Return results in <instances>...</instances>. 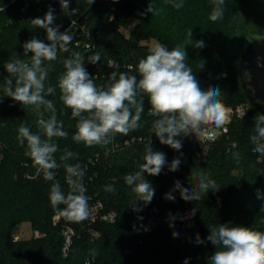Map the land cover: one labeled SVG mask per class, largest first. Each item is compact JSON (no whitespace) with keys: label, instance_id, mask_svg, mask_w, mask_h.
<instances>
[{"label":"trees","instance_id":"1","mask_svg":"<svg viewBox=\"0 0 264 264\" xmlns=\"http://www.w3.org/2000/svg\"><path fill=\"white\" fill-rule=\"evenodd\" d=\"M9 2L0 0V6ZM149 2L159 10L158 14L145 11ZM173 2L178 0H94L91 5L89 0H71L70 8L77 10L85 25V30H80L78 37L81 41L76 45L73 39L66 49L60 50L56 61L48 62L51 68L46 86H53L56 91L47 99L53 101L57 119L63 121L69 132L67 139L55 138L60 146L56 158L61 165L56 170V180L67 192L64 162L59 159L65 149L77 154L69 163H80L83 167L99 157L98 163L87 170L93 179L86 186V194L105 203L108 211L117 213L114 223L101 222L89 233L78 222L64 217L57 222L54 220L59 212L49 201L53 181L46 180L37 171L17 138L22 124L33 132L37 131L35 121L39 113L32 106H21L8 97L0 101V264H183L185 260L187 264H208V257L216 251V246L206 238L209 229L214 228L213 221L221 215L226 223L231 222L230 226L259 228L264 218V199L259 198L245 207L242 204L251 184L263 183L264 187V157L253 152L254 146L249 139L253 134V118L258 113L251 107L245 117L234 119L229 124L227 136L219 137L213 143L194 140L190 134L177 137L182 140V155L160 144L152 133V123L157 117L149 115L147 96L143 97L140 128L126 136L117 134L113 143L120 145L118 149L112 150L113 143L88 147L72 140L76 119L60 100L57 83L64 71L62 61L76 53L85 58V67L96 84L106 86L113 72H126L137 75L139 79L136 65L150 50L141 40L154 38L171 50L177 45L188 44V31L192 29L193 42L202 40L204 47L187 46L186 63L192 68L200 86L205 90L210 86L219 87L225 108L247 102L232 64L247 35L264 34V26H258L254 21L264 19V13L260 14L264 12V0H225L224 16L216 22L209 19L212 0H183L184 6L179 10L172 7ZM49 8L55 12V25L62 29L67 14L58 5L47 1L17 0L0 12L3 34L0 97L4 96L2 85L7 76L4 65L13 59L29 61L23 54V44L33 37L47 42L46 32L33 28L31 20L42 18ZM130 21H134L135 26L126 37L120 28ZM87 43L91 45L89 53L86 51ZM96 54H99V62L88 63L86 58ZM110 60L114 62L113 66H108ZM128 66L133 69L128 71ZM49 115L51 113L44 111L45 118ZM139 136L153 139V149L165 153L168 163L179 157L181 164L175 172H170L166 164L160 175L147 176L155 189L154 198L147 205L136 201L135 206L142 210L133 211L136 195L125 184L123 176L139 169L146 143L126 146L124 141ZM233 153H239L238 160ZM200 170L210 174L220 187L218 191H209L201 200L193 202L182 200L178 191L172 193L175 200L165 199V194L173 189L177 180L186 188L195 186L194 173ZM235 170H240L242 175H235ZM108 184L116 188L115 193L104 191ZM261 192L264 195V188ZM121 204L128 208L121 211ZM206 206L214 209L208 210ZM194 208L196 213L192 216ZM186 214L187 218H183ZM206 218L212 220L206 224ZM26 222L31 223L39 236L16 240V228ZM222 223L218 222L215 227ZM67 227H73L77 234L71 253L64 256L63 231ZM96 231L99 236H95ZM175 231L184 239L172 242ZM197 234L204 243L196 242Z\"/></svg>","mask_w":264,"mask_h":264},{"label":"clouds","instance_id":"2","mask_svg":"<svg viewBox=\"0 0 264 264\" xmlns=\"http://www.w3.org/2000/svg\"><path fill=\"white\" fill-rule=\"evenodd\" d=\"M93 2L89 0L90 5ZM212 2L209 19L216 22L224 16L225 0ZM59 3L62 9L70 10L71 0H59ZM183 6V0L172 3V7L177 10ZM145 11L155 15L159 10L149 2ZM55 19L54 10L49 8L42 18L31 20L33 28L46 32L47 42L33 37L23 44V54L28 56L31 53L29 61L13 59L4 65L7 76L3 80L4 96L0 97V101L8 97L21 106H32L39 113L35 121L37 131L33 132L29 126L22 124L18 128V141L25 147V156L31 159L37 171L46 180L53 181L49 191L52 207L67 220L81 222L89 217V198L83 185L85 167L80 163H69L77 156L76 153L65 149L59 157L64 162L68 191L65 192L56 180V170L61 165L56 158L60 146L55 138L67 139L69 132L63 121L57 119L53 101L47 99L55 93L56 88L46 86L51 68L50 63L46 62L56 61L60 50L66 49L72 42L73 35L67 29L61 32L54 23ZM191 32L192 29L188 31L186 45H177L171 50L162 44L151 48L136 65L139 79L137 75L126 72H113L109 77L110 83L98 86L93 75L87 71L85 58L81 54L76 53L64 59V71L58 77L57 86L60 100L71 110L72 118L76 119L72 140L88 147L109 145L117 134L126 136L139 129L144 112V96H147L150 104L149 115L157 117L152 123V133L160 144L181 152L182 140L177 137L200 133L212 138L213 129L221 128L227 122L226 109L220 99V88L210 86L203 89L192 68L186 63L187 46L204 47L202 40L193 42ZM99 60V54L87 58L90 64H96ZM202 67L203 62L200 64ZM41 109L51 115L45 118ZM249 139L254 146L253 152L264 157V113H257L253 118V134ZM232 155L239 159V153ZM166 164L170 172H175L179 169L181 159L177 157L168 163L165 153L154 150L149 139L139 169L123 176L125 184L136 195L132 204L133 211L142 210L135 206L136 201L147 205L153 200L155 189L146 177L160 175ZM194 177L196 184L190 188L184 187L179 180L175 181L173 189L165 194V199L175 200L172 193L178 191L180 198L186 202L199 201L209 191L220 189L204 170L194 173ZM104 191L115 193L116 188L108 184L104 186ZM258 198L264 199V195L258 192ZM195 213L194 208L191 215ZM183 218H187V214ZM230 225L231 222L222 223L209 229L206 239L216 246V251L208 257V264H264V232ZM172 236L175 238L178 233L173 232ZM196 242L202 244L205 241L197 234ZM183 264H187V260Z\"/></svg>","mask_w":264,"mask_h":264},{"label":"built area","instance_id":"3","mask_svg":"<svg viewBox=\"0 0 264 264\" xmlns=\"http://www.w3.org/2000/svg\"><path fill=\"white\" fill-rule=\"evenodd\" d=\"M17 0H10L9 3H5V5L0 6V12L6 10L10 4L15 2ZM42 1H47L48 3H54L60 7L62 11H64L67 14V19H65L63 23V28H60V31L63 32L66 29L70 31V33L73 35V39L75 40L76 45L81 41L78 37L80 34V30H85V25L82 23V17L77 15V10L70 8V10H64L61 8L59 0H42ZM135 22L130 21L126 25L123 26L125 30L129 33V36L131 32L134 30ZM124 30V31H125ZM121 32L125 35V33L122 31ZM126 36V35H125ZM86 51L89 53L91 50V45L89 43L86 44ZM88 58V57H87ZM86 58V59H87ZM114 62L112 60L109 61L108 66H113ZM128 71H131L133 69L132 66L127 67ZM103 86V85H100ZM226 117H227V122L224 124L223 127L221 128H214L213 129V136L212 138H208L205 135H202L200 133H196L198 135V141H202L205 144H210L213 143L216 139L222 136H227L229 133V124L234 120V119H241L245 117L249 113L250 106L248 103H241L240 105L236 107H226ZM149 139L144 137V136H139V137H131L127 138L124 141V144L127 146H131L134 144H141V143H146ZM151 144H153V139H150ZM112 150H116L120 147L119 144L113 143L112 144ZM110 151L108 150V153ZM99 157H96L91 161L90 164H87L85 166L86 173L83 178V185L86 188L88 185L89 181L93 179V177H90L88 175L87 170L91 167V165H95L98 163ZM88 196V203H89V217L81 222H78L81 226L82 229L85 230L86 232H93V227L96 224H100L101 222L105 223H114L115 220L117 219V213L113 211H108L106 208L105 203H103L101 200H98L95 198L93 195L86 194ZM62 217L60 214H58L54 220H59V218ZM256 231H262L264 232V218H262L259 228ZM76 230L72 227H67L63 231V244H62V253L64 256H67L71 253L72 251V245H73V240L76 235Z\"/></svg>","mask_w":264,"mask_h":264},{"label":"water","instance_id":"4","mask_svg":"<svg viewBox=\"0 0 264 264\" xmlns=\"http://www.w3.org/2000/svg\"><path fill=\"white\" fill-rule=\"evenodd\" d=\"M245 38L232 68L248 105L258 113H264V34L252 33ZM2 39L0 29V47Z\"/></svg>","mask_w":264,"mask_h":264},{"label":"rangeland","instance_id":"5","mask_svg":"<svg viewBox=\"0 0 264 264\" xmlns=\"http://www.w3.org/2000/svg\"><path fill=\"white\" fill-rule=\"evenodd\" d=\"M250 1H252V0H250ZM263 13L264 12H261L260 14L262 15ZM254 21H255V24L256 23L258 24V26H264V19L258 18V19L254 20ZM120 29H122V31L125 33L126 37H129V33L125 30V28H123V26ZM141 43L143 45L148 46L149 49L153 48L156 44H160L154 38H151L149 40H141ZM30 58H31V53H29V55L26 56L25 59L26 60H30ZM46 63H48V62H46ZM190 136L192 137V139L198 140V135L196 133L190 134ZM207 150H208V147L205 148V151H207ZM233 173L235 175H237V176H241L242 175V172L240 170H235V171H233ZM262 184L263 183H261V185L256 184V183H253V184H251L247 188L246 194L244 196L245 197L244 203L242 202V204H244L243 205L244 207L248 203L255 202L256 200L259 199L258 198V192L261 195L263 194V192H261L263 190V188H264ZM120 206H121V211H124L126 208H128V206L125 205V204H121ZM205 208H207L208 210H210V208L214 209V207H210L209 208L208 206H206ZM54 219H55V217H54ZM211 220L212 219L206 218V224H208ZM218 222H224V223H226L225 220H224V216L223 215H221V217H219L218 219H216V220L213 221L214 227H215L216 224H218ZM175 232H177V231H175ZM177 233H178V236L177 237H175V238L172 237V242L177 241L179 239H181V240L184 239V236L183 235H180L179 232H177ZM99 235H100L99 232L96 231L95 236H99ZM33 236H39V235L36 232L33 231L32 225H31L30 222L29 223H27V222L26 223H22L21 225H19L16 228V230L14 232V238L16 240H21V239L22 240H29V238H31Z\"/></svg>","mask_w":264,"mask_h":264}]
</instances>
